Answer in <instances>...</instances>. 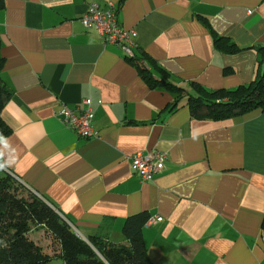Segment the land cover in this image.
I'll use <instances>...</instances> for the list:
<instances>
[{"label":"crops","instance_id":"0c3cea01","mask_svg":"<svg viewBox=\"0 0 264 264\" xmlns=\"http://www.w3.org/2000/svg\"><path fill=\"white\" fill-rule=\"evenodd\" d=\"M93 3L114 6L136 33L134 59L158 81L191 94L192 84L234 90L255 79L264 0H0V78L11 92L0 168L86 241L125 244L126 221L145 214L161 218L142 227L153 264H264V107L192 117L186 94L147 82L82 26ZM216 38L238 51H218ZM84 100L88 140L58 116L62 106L78 114ZM154 151L166 154L164 168L143 182L129 159Z\"/></svg>","mask_w":264,"mask_h":264},{"label":"trees","instance_id":"16d2710c","mask_svg":"<svg viewBox=\"0 0 264 264\" xmlns=\"http://www.w3.org/2000/svg\"><path fill=\"white\" fill-rule=\"evenodd\" d=\"M214 46L223 53H236L238 49L226 38H216ZM258 61L255 79L246 86L234 90L206 91L192 84L194 92L186 93L165 79H156L139 59L134 61L138 73L159 86L187 95V103L194 118L224 120L242 116L264 107V48ZM2 60L0 59V69ZM11 92L0 78V137L8 135L1 112L10 99ZM41 198L28 191L13 176L0 168V264H49L59 259L63 264H153L142 239V227L148 221L145 214L131 217L124 225L127 243H112L94 236L82 240L69 223ZM43 227L58 246L56 254L44 253L29 238L32 229ZM264 228V219L262 222Z\"/></svg>","mask_w":264,"mask_h":264},{"label":"built area","instance_id":"2783aa9c","mask_svg":"<svg viewBox=\"0 0 264 264\" xmlns=\"http://www.w3.org/2000/svg\"><path fill=\"white\" fill-rule=\"evenodd\" d=\"M79 21L84 28L94 29L104 46H115L122 51L125 58L134 59L136 33L120 27L117 11L111 3L104 7L96 3L88 5ZM82 104L83 109L78 114L62 106L58 116L62 124L78 138L88 140L96 135L93 129L94 112L90 101L84 100ZM129 160L133 172L138 175L139 179L143 182H150L162 172L166 154L159 151L148 154L136 153ZM160 221V217H153L147 221L146 225H153Z\"/></svg>","mask_w":264,"mask_h":264},{"label":"rangeland","instance_id":"374dc122","mask_svg":"<svg viewBox=\"0 0 264 264\" xmlns=\"http://www.w3.org/2000/svg\"><path fill=\"white\" fill-rule=\"evenodd\" d=\"M29 238L37 243L44 253L56 254L58 252V246L52 237L47 233L43 227H37L32 229L29 234ZM49 264H63L59 259H52Z\"/></svg>","mask_w":264,"mask_h":264},{"label":"water","instance_id":"95a60500","mask_svg":"<svg viewBox=\"0 0 264 264\" xmlns=\"http://www.w3.org/2000/svg\"><path fill=\"white\" fill-rule=\"evenodd\" d=\"M51 207V206H50ZM53 209V208H52ZM54 210V209H53ZM55 212H57L56 210H54ZM62 217V216H61ZM82 239V238H81ZM82 240H84V241H86L85 239H82Z\"/></svg>","mask_w":264,"mask_h":264}]
</instances>
